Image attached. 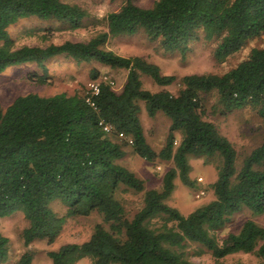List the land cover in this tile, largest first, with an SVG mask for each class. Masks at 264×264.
<instances>
[{
    "label": "trees",
    "instance_id": "obj_1",
    "mask_svg": "<svg viewBox=\"0 0 264 264\" xmlns=\"http://www.w3.org/2000/svg\"><path fill=\"white\" fill-rule=\"evenodd\" d=\"M28 16L60 23L56 29L40 30L41 37L47 38L56 30L83 27L86 11L65 0H0V70L35 61L41 71H30L26 77L45 83L49 75L42 61L62 55L123 68L126 73L119 90L92 68L96 92L82 89L43 95L28 91L0 105V217L21 211L26 221L20 230L22 243L36 238L50 243L65 217L96 212L100 221L86 239L47 250L50 264H74L83 256L91 264H199L189 258L192 243L203 246L215 260L243 251L253 252L264 262V227L252 218H245L237 230L220 239L215 234L242 207L264 212V131L237 166L230 141L203 117L204 97L212 92L223 111L253 108L264 130V45L251 46L243 58L220 73L181 75L174 93L142 88L139 77L145 73L166 85L175 80L173 74L161 73L143 56H124L105 47L111 36L141 30L149 39H157L164 51L183 54L200 31L204 40L214 41L213 59L222 61L264 30V0H153L150 5L122 0L105 14V28L86 39L16 44L8 26ZM139 100L148 116L160 110L169 119L158 149L144 136ZM102 123L110 125L108 131ZM124 144L145 159L172 161L159 189L144 188L141 178L116 161L124 153ZM188 154L213 159L216 177L210 183L213 197L182 214L164 199L173 187V177L191 183ZM120 187L142 191V203L130 216L115 195ZM52 199L64 205L63 214L49 206ZM8 253V238L0 233V264ZM30 260L31 253L25 250L16 264H30Z\"/></svg>",
    "mask_w": 264,
    "mask_h": 264
},
{
    "label": "rangeland",
    "instance_id": "obj_2",
    "mask_svg": "<svg viewBox=\"0 0 264 264\" xmlns=\"http://www.w3.org/2000/svg\"><path fill=\"white\" fill-rule=\"evenodd\" d=\"M79 4L86 11L84 26L77 29L56 30L47 38L41 37V29H56L60 23L53 19H41L36 16L19 18L8 26V32L16 44H39L48 42H60L63 39L81 40L86 39L94 32L104 29V16L108 11L114 10L122 0H65ZM141 5H150L153 0H135ZM214 41L204 40L202 32L191 39L187 50L180 54L177 50L164 51L157 39H149L138 30L133 34L117 35L109 37L105 47L114 52L127 55H140L148 61L155 63L159 71L164 74H173L176 78L166 85L155 83L147 74L140 73L141 87L150 91L166 88L175 92L178 88V78L192 72H216L220 73L234 65L243 58L251 46L264 45V30L257 36L250 38L234 53L226 56L222 61H215L211 54ZM49 75L48 81L38 83L26 77L30 71H41V64L35 61H24L11 64L0 70V105L5 106L17 94L28 91L38 94L49 95L63 91L67 94L75 91L86 90L90 78V70L97 69L99 77L107 80L115 90H119L124 79L126 70L113 68L96 61H75L69 57L55 55L42 61ZM139 119L147 142L158 149L164 140V135L169 123L167 116L158 110L154 116L146 114L143 101L139 100ZM204 118L211 120L219 132L226 136L236 152V165L240 164L242 157L251 147L262 139L263 127L260 117L253 108L244 106L223 111L216 103L214 94L208 93L203 101ZM178 141V134L175 142ZM124 153L116 161L131 170L143 180L144 188L161 187L162 175L167 168L172 166L170 159L154 158L145 159L135 154L130 145H123ZM190 184L183 183L177 176L173 177V187L165 197L164 202L175 207L182 214H186L195 207L206 203L213 197L210 183L216 177L215 163L213 159L202 156L187 155ZM125 208L127 216H130L142 203V191H132L120 187L116 191ZM49 206L58 214L64 213V205L59 199L49 201ZM245 218H252L264 227V212L252 213L248 208L233 212L224 225L215 234L218 239L228 231H235ZM100 221L96 212L87 215H74L64 218L61 229L54 240L47 243L44 238H36L27 243H22L20 230L26 221L20 210L0 217V233L8 238V257L4 264H16L20 254L28 250L31 253L30 264H50L47 250L55 249L65 242H80L88 237L93 224ZM189 258L199 264H264L253 252L236 251L215 260L209 251L198 243L188 246ZM74 264H91L87 256L80 257Z\"/></svg>",
    "mask_w": 264,
    "mask_h": 264
},
{
    "label": "built area",
    "instance_id": "obj_3",
    "mask_svg": "<svg viewBox=\"0 0 264 264\" xmlns=\"http://www.w3.org/2000/svg\"><path fill=\"white\" fill-rule=\"evenodd\" d=\"M88 89H89L91 92H96V91H97V83H96L95 81H91V82L89 83V87H88ZM99 123H101V121H99ZM102 128H103L104 130L108 131L109 128H110V125L105 124V123H102Z\"/></svg>",
    "mask_w": 264,
    "mask_h": 264
}]
</instances>
